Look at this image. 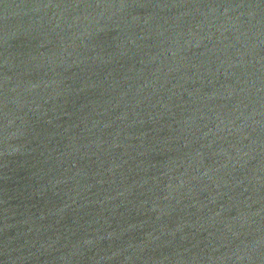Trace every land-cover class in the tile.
I'll return each instance as SVG.
<instances>
[{
	"label": "water",
	"instance_id": "obj_1",
	"mask_svg": "<svg viewBox=\"0 0 264 264\" xmlns=\"http://www.w3.org/2000/svg\"><path fill=\"white\" fill-rule=\"evenodd\" d=\"M0 264H264V0H0Z\"/></svg>",
	"mask_w": 264,
	"mask_h": 264
}]
</instances>
